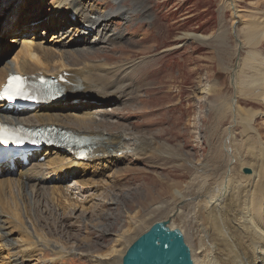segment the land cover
<instances>
[{
	"label": "bare ground",
	"instance_id": "1",
	"mask_svg": "<svg viewBox=\"0 0 264 264\" xmlns=\"http://www.w3.org/2000/svg\"><path fill=\"white\" fill-rule=\"evenodd\" d=\"M124 1L114 0L118 6L115 12L104 13L93 0H60L45 19L30 15L21 28L20 19L16 21L19 29L12 35H18V38L9 42L4 50L5 53L10 52L11 56L0 67V85L8 73H41L56 78L66 72L68 84L62 86V100L98 101L99 106L91 110V105L88 109L78 105L66 111L59 107L55 111L51 104L41 105L27 115L18 117L21 113L6 110L0 103V120L4 122L28 128L52 125L93 141L92 156L86 162L75 161L73 155L62 152L63 148L48 147L44 148L45 162L42 164L37 163L38 156H34L27 168L20 167L16 172L0 170V264H53L58 261L62 264L63 259L74 254L89 257L92 264H118L130 244L147 231L148 223L139 212H134L133 216L126 214L127 222H123L124 225L113 234L109 247L100 253L85 252L84 255L77 252V241L90 243L88 230H85L82 238H64L67 241L64 242L54 237L56 233L45 232L44 227L46 222L52 224L59 230L60 237L68 218L84 219L91 209L101 208L107 202L106 198L111 196L112 191L108 188L114 184L112 176L115 173L111 167L105 170L107 174L98 172V167L105 168L111 160L126 156L138 159L163 156L177 161L174 164L177 168L195 172L182 190L175 183L170 184L174 192L170 190L167 193L174 205L166 210L163 220L149 227L164 222L168 230L178 231L190 251L193 264H264V141L262 134L254 127L256 117L264 116L263 113L242 109L237 104V96L230 99L226 111L232 116L231 123L223 131L216 129L212 138H208L212 141L208 142V162L205 164L190 162L166 141L160 142L130 129L114 130L118 124L106 118L114 119L112 115L119 112V106L122 109L139 96V79L135 76L139 69L135 64L111 65L104 57L95 58L98 53L102 54L105 49L115 46L117 37L108 34V23L117 17L128 19L127 13H134L125 10ZM225 1L224 8H227V4L230 8L234 7L232 0ZM236 15V21L231 26L234 31L238 30L237 21L241 20L242 33L249 45L254 47L263 37L264 19L243 21L242 16ZM59 22L71 24L68 32L74 37L62 43L65 35L60 33L58 37L52 36L50 42L60 44L57 47L62 49L52 51L53 46L44 48L41 44L47 34L48 23L58 25ZM234 36H237L235 32ZM186 38L201 41L194 36ZM81 44L85 47L82 49L83 56H73L77 57L76 62L68 60L70 50ZM1 49L2 46L0 53ZM252 52L253 74L250 81L257 101L261 102L264 101V60L258 53ZM90 53H94L93 58H89L93 60L83 62ZM235 78L236 74L233 83L237 91L241 89L240 80ZM241 83L244 84L243 81ZM197 92L199 95L213 94L210 88ZM106 105L116 107L109 109L108 113ZM238 125L241 128L240 140L235 135ZM244 169H248L249 173H243ZM21 176L25 177V182ZM69 178L78 184L77 190L82 197L73 195L66 187ZM199 184L201 188L195 189ZM204 186L206 192H203ZM26 189L30 195L27 200L33 208H37V215L44 214L43 225L33 220L29 208L24 211L25 204L21 200L27 194ZM184 193L189 195L183 196ZM161 209V206L156 205L146 213V217H151L153 211ZM119 214L117 212L115 216L122 218ZM25 222L31 227L32 233L28 230L30 234L27 233L23 228ZM92 226H104L99 230L101 235L112 231L110 226L103 224L99 215ZM67 238L72 239L71 236ZM45 250H49L55 256L54 259L46 262Z\"/></svg>",
	"mask_w": 264,
	"mask_h": 264
},
{
	"label": "rangeland",
	"instance_id": "2",
	"mask_svg": "<svg viewBox=\"0 0 264 264\" xmlns=\"http://www.w3.org/2000/svg\"><path fill=\"white\" fill-rule=\"evenodd\" d=\"M57 1L60 0H0V46H2L0 67L11 56L10 52H4L5 48L9 46V42L16 41L18 38L16 37L18 35H12V32H17L19 29L16 21L20 19L19 27L21 28L24 22L27 23L26 19L28 20L32 15L37 19H45L50 16ZM93 1L102 8L104 13L115 12L118 7L114 0ZM232 1L234 6L232 8L228 4L227 8L223 7L225 0L124 1L125 10H132L134 13L131 15L128 12V19L117 17L108 23V34H115L117 37L115 46L105 49L102 54L96 53L95 56L99 59L104 57L111 65L132 63L140 70L135 74L136 79H139L138 98L122 109L119 106V112L112 115L114 119L103 115L111 122L118 124L114 130L130 129L132 132L154 137L160 142L166 141L190 162L205 164L208 162V142L212 141L210 139L214 131L216 129L223 131L231 123L232 116L229 111H226L230 99L237 96V104L242 109L264 114V101H257L250 81L253 74L250 53L252 51V53H258L264 60V33L260 41L258 40V44L253 47L249 45L242 33L241 20L237 21L239 22L238 30L234 31L231 26L236 21L234 17L236 13L242 16L243 21L254 22L255 19H264V0ZM69 27L71 24L48 23L47 34L41 45L44 48L53 46L52 51L62 49L57 47L60 44H52L50 39L52 36L58 37L60 33H63L65 39L62 43L67 42L70 37H74L68 32ZM234 32L237 36H234ZM186 36L198 37L201 41L187 39ZM10 45L15 44L10 43ZM84 48L83 44L74 46L68 54L71 58L68 60L76 62L77 57L73 56L82 57ZM93 54L90 53L83 62H89L87 59L93 60L89 59L93 58ZM141 71L143 75L142 73L140 75ZM234 74H236L235 79L240 80L241 89L237 91L233 83ZM242 81L244 84L241 83ZM203 88H210L213 94L199 95L197 91ZM72 101L74 100L60 99L53 103V107L55 111L59 110V107L66 111L67 108L78 105L88 109L91 105L90 109L93 110L99 104L98 101L76 100L74 101L76 103ZM115 107L105 106L108 113ZM263 123L264 116L258 115L254 127L262 134L264 141ZM240 130L238 125L235 128L237 140H240ZM176 163L177 161L165 159L163 156L152 159L126 156L119 160H111L110 163H106L105 168L98 167V172L107 174L105 170L111 167L115 173L112 176L114 184L108 188L112 193L109 198H106L107 202L101 208L91 209L84 219L68 218L60 234L61 238L59 230L47 222L44 227L45 232L56 233L54 237L67 242L66 240L82 238L85 230H88L90 243L77 241L79 244L77 252L84 254L85 252H104L113 240V234H116L115 232L127 222L126 214L133 216L134 212H139L142 219L148 223V230L153 223L163 220L166 210L174 205L169 198L170 194L167 193L174 190L170 184L175 183L178 189L182 190L195 174L187 169L177 168L174 165ZM201 184L195 189L201 188ZM65 185L73 195L82 197L77 190L78 184L73 178H69ZM25 191L27 194L21 200L25 204L24 211L29 208L33 220L36 219L43 225L44 214L37 215V208H33L34 206L27 200L30 196L29 192L27 189ZM206 191L207 188L204 186L203 192ZM185 195L189 194L184 193L183 196ZM156 205L161 206L162 209L153 211L151 217H146V213L152 211ZM117 212L122 215V218L115 216ZM97 215L100 216L104 225L111 227L112 231L101 235L99 230L104 226L102 228L92 226ZM25 224L23 228L32 233L29 224L26 222ZM41 224L38 225L41 227ZM68 236L72 239H68ZM46 251H44L45 261L54 259L55 256L49 250ZM53 264H60V262ZM62 264L92 263L89 257L74 254L63 259Z\"/></svg>",
	"mask_w": 264,
	"mask_h": 264
},
{
	"label": "water",
	"instance_id": "3",
	"mask_svg": "<svg viewBox=\"0 0 264 264\" xmlns=\"http://www.w3.org/2000/svg\"><path fill=\"white\" fill-rule=\"evenodd\" d=\"M248 174L249 170L244 169ZM121 264H193L188 247L178 231L157 223L131 243Z\"/></svg>",
	"mask_w": 264,
	"mask_h": 264
},
{
	"label": "snow or ice",
	"instance_id": "4",
	"mask_svg": "<svg viewBox=\"0 0 264 264\" xmlns=\"http://www.w3.org/2000/svg\"><path fill=\"white\" fill-rule=\"evenodd\" d=\"M12 79H19L18 77H14V78H12Z\"/></svg>",
	"mask_w": 264,
	"mask_h": 264
}]
</instances>
